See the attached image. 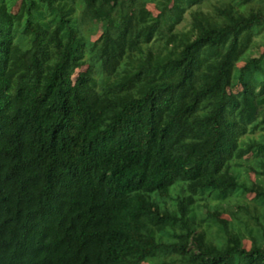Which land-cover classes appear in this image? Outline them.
<instances>
[{"label": "trees", "instance_id": "obj_1", "mask_svg": "<svg viewBox=\"0 0 264 264\" xmlns=\"http://www.w3.org/2000/svg\"><path fill=\"white\" fill-rule=\"evenodd\" d=\"M204 1L0 0V264H264V0Z\"/></svg>", "mask_w": 264, "mask_h": 264}, {"label": "rangeland", "instance_id": "obj_2", "mask_svg": "<svg viewBox=\"0 0 264 264\" xmlns=\"http://www.w3.org/2000/svg\"><path fill=\"white\" fill-rule=\"evenodd\" d=\"M217 0H205L203 2V9L205 11H211L213 5L216 3ZM137 8L138 9H143L149 13H151L153 18H158L161 15L160 10L156 7V4L150 1H144V2H139L137 4ZM172 8V6H171ZM197 9L196 7H193L192 9H189L183 16V20L182 22L177 25L175 27L174 33H179V32H188L191 29V12L195 11ZM83 33L86 36V38H88L91 42H96L99 37L102 34V30L100 29V26L94 25V24H87L84 26L83 29ZM165 45V40L163 39H156L151 45L149 46H145L144 47V51H148L150 49H152L154 51V53H158L160 52L163 47ZM262 50V49H261ZM263 51V50H262ZM240 68L244 66V64H239L238 65ZM89 69V65H87L84 68V71H87ZM96 78L99 82H101V78L100 75H96ZM240 90H235L234 93H238ZM250 138L255 139V140H259V134L257 135H253ZM250 159H252V155L249 156ZM252 179H255V175L252 174L251 175ZM255 198V195L250 194L247 197H245L244 199H236V198H232L229 201V206L228 204L223 205L224 208H226L223 212V219L225 220H230V211H235V207L239 204L241 205H250L253 206V199ZM214 206V204H213ZM245 247L247 249H250L251 247V242L248 239H245Z\"/></svg>", "mask_w": 264, "mask_h": 264}]
</instances>
